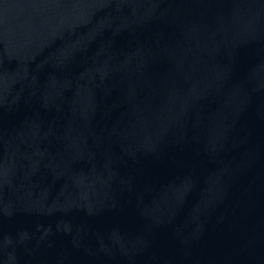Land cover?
Segmentation results:
<instances>
[{
    "label": "water",
    "instance_id": "water-1",
    "mask_svg": "<svg viewBox=\"0 0 264 264\" xmlns=\"http://www.w3.org/2000/svg\"><path fill=\"white\" fill-rule=\"evenodd\" d=\"M0 264H264V0H0Z\"/></svg>",
    "mask_w": 264,
    "mask_h": 264
}]
</instances>
